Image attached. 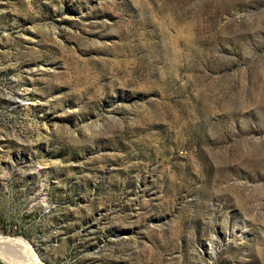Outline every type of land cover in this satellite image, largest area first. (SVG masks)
<instances>
[{
	"label": "rangeland",
	"instance_id": "1",
	"mask_svg": "<svg viewBox=\"0 0 264 264\" xmlns=\"http://www.w3.org/2000/svg\"><path fill=\"white\" fill-rule=\"evenodd\" d=\"M0 237L264 264V0H0Z\"/></svg>",
	"mask_w": 264,
	"mask_h": 264
},
{
	"label": "bare ground",
	"instance_id": "2",
	"mask_svg": "<svg viewBox=\"0 0 264 264\" xmlns=\"http://www.w3.org/2000/svg\"><path fill=\"white\" fill-rule=\"evenodd\" d=\"M0 260L6 264H44L22 238L0 237Z\"/></svg>",
	"mask_w": 264,
	"mask_h": 264
}]
</instances>
